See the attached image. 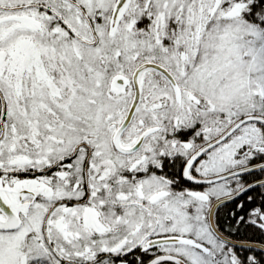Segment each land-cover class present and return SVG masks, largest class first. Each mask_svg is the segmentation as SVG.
Returning a JSON list of instances; mask_svg holds the SVG:
<instances>
[{
	"label": "snow or ice",
	"instance_id": "1",
	"mask_svg": "<svg viewBox=\"0 0 264 264\" xmlns=\"http://www.w3.org/2000/svg\"><path fill=\"white\" fill-rule=\"evenodd\" d=\"M0 264H264V0H0Z\"/></svg>",
	"mask_w": 264,
	"mask_h": 264
}]
</instances>
